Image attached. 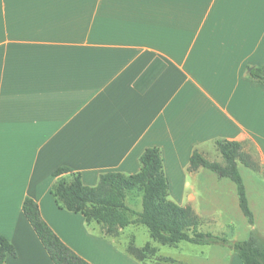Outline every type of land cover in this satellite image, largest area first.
Here are the masks:
<instances>
[{
  "label": "crops",
  "instance_id": "obj_1",
  "mask_svg": "<svg viewBox=\"0 0 264 264\" xmlns=\"http://www.w3.org/2000/svg\"><path fill=\"white\" fill-rule=\"evenodd\" d=\"M261 65L264 0H0V234L17 251L4 264H55L27 197L91 264H144L59 206L53 171L95 186L108 171L137 174L158 147L171 199L204 219L194 203L206 168L191 171L190 158L198 149L214 160L217 139L240 141L260 164L253 197L246 188L255 223L232 181L231 207L248 236L264 237V86L247 73Z\"/></svg>",
  "mask_w": 264,
  "mask_h": 264
},
{
  "label": "trees",
  "instance_id": "obj_2",
  "mask_svg": "<svg viewBox=\"0 0 264 264\" xmlns=\"http://www.w3.org/2000/svg\"><path fill=\"white\" fill-rule=\"evenodd\" d=\"M249 77L264 86V65L248 66ZM215 145L223 162L206 158L195 149L189 169L208 168L221 178H230L236 185L239 207L248 222L255 223V215L249 204L246 185L239 170V163L256 169L257 163L237 140L217 139ZM142 168L134 175L108 171L100 175L97 185L83 183L81 175L70 167L61 166L53 171L57 180L52 194L63 209L81 213L87 222L96 221L106 235H116L131 224L147 227L153 240L163 245L189 242L198 245H220L233 250L243 264H264V237L253 230L244 240H232L226 235L200 229L202 220L191 206H182L170 198L169 180L163 170V159L158 147H149L141 156ZM70 173L71 179L61 176ZM134 187L142 192V210L136 211L126 201L127 193ZM23 212L55 264H91L68 246L42 217L38 202L27 197ZM127 252L139 261L155 252L147 242L138 247L134 241ZM14 244L0 234V264L8 255H16Z\"/></svg>",
  "mask_w": 264,
  "mask_h": 264
},
{
  "label": "rangeland",
  "instance_id": "obj_3",
  "mask_svg": "<svg viewBox=\"0 0 264 264\" xmlns=\"http://www.w3.org/2000/svg\"><path fill=\"white\" fill-rule=\"evenodd\" d=\"M219 153L217 152V157L214 156L213 159L223 162V158ZM253 160L258 165L256 169L244 165L239 166L246 188H250L252 197L256 191L255 187L257 185L255 183H258V180L254 178L255 172L260 171V164L256 159L253 158ZM203 173L204 175L201 176L199 181L202 192H200L194 203L204 216V219L200 217L202 220L200 229L214 234L226 235L232 240L236 235H239L240 240L246 239L250 230L244 221L234 217L236 215L233 206L231 207V179L221 178L208 168ZM62 178L70 180L71 176L66 174ZM126 201L134 210H142V192L138 187H134L127 193ZM231 213L235 221L234 226H231ZM243 217V219H246L244 215ZM116 235L125 241L124 246L126 249L135 238H137V246L138 244L144 246L147 242H150L151 246L155 248V252L142 261L144 264H226L225 253H231V249L220 245H198L185 241L177 245H163L153 240L147 227L141 224H131L120 230Z\"/></svg>",
  "mask_w": 264,
  "mask_h": 264
}]
</instances>
